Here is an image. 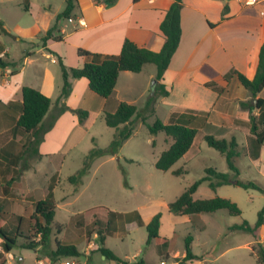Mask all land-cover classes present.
Masks as SVG:
<instances>
[{"label":"rangeland","instance_id":"1","mask_svg":"<svg viewBox=\"0 0 264 264\" xmlns=\"http://www.w3.org/2000/svg\"><path fill=\"white\" fill-rule=\"evenodd\" d=\"M22 1L0 0V21L6 29L2 39L11 47L12 56L22 49L35 52V60L24 75L26 82L36 84L31 74L36 75L38 71V75H41L45 67L61 81L58 62H52L49 57L43 56L42 49L37 51L43 42L33 36L42 32L36 15L40 16L49 6L58 8L64 1L28 0L31 5L29 11L24 9ZM149 72L155 73V76L148 80ZM156 72V66L148 63L142 73L130 74L131 80L121 77V96L125 102L134 104L137 109L131 118L132 135L123 142L117 154L95 158L76 191L74 184L67 178L83 167L85 157L92 148H104L110 144L116 128L108 126L102 116L95 117L93 114H90L86 123L80 127L75 122L77 118L68 115L63 116L54 132L47 129L45 124L42 126L39 138L37 141L32 140L18 166L19 173L24 175L25 187L34 190L31 195L25 194L20 178H17L19 184L14 189L12 202L7 203L5 207V223L7 226L15 224V216L11 213L21 214V234L27 236L28 219L34 213L36 201L51 197L56 202L54 222L62 225V230L59 234L53 232L48 247L36 250L21 247L25 238L19 237L12 250L4 254L6 264H37L39 259L44 260L46 264H61L64 260L71 259L84 264L87 262L85 253L79 257H64L51 262L48 253L54 247L55 237L76 243L84 252L91 240L99 242L98 233L93 228L94 213L105 223L110 216L117 217V214L113 213L134 214L136 210L140 212L143 224L131 220L125 224L120 223L119 227L118 223V229L105 237L106 246L122 259L131 262L143 259L150 264H161L162 260L166 263L182 264L186 237L191 235V251L203 260L202 264H259L253 248L259 244L264 245V224L253 232L234 229L232 226L247 221L254 227L258 212L264 205V194L260 190L245 189L234 184L235 179L232 184L215 189L203 181L193 194L194 199L225 197L236 202L241 214L230 215L226 209H220L212 213L178 216L168 211L167 204L203 177L206 167L222 172H228V167L225 157L204 140V131L195 136L190 153L175 162L170 170L163 171L155 167L157 158L172 142L163 131L151 133L149 130V125L156 119L162 122L167 120L168 106L156 101L147 104L152 96ZM127 86L130 90H127ZM45 133L46 141L42 148L37 150L36 155L32 148L40 147ZM9 136V132L0 135V147ZM24 136L25 134L22 135ZM236 139L240 151L239 156L235 158L239 171L237 179L253 181L264 188V143L259 151V159H255L252 154V138L244 133H237ZM181 167L187 171L181 175L172 174L173 169ZM88 209H93L92 213L84 215ZM157 212L161 213L159 234H175L172 244L162 246L166 252L169 249L172 253L175 251L173 255L169 253L168 258L162 257L158 252L162 242L152 239L147 243L148 231L145 224ZM80 218L84 224L77 225L76 221ZM136 253L139 254L138 257H135ZM105 263L117 264L112 260H105Z\"/></svg>","mask_w":264,"mask_h":264},{"label":"crops","instance_id":"2","mask_svg":"<svg viewBox=\"0 0 264 264\" xmlns=\"http://www.w3.org/2000/svg\"><path fill=\"white\" fill-rule=\"evenodd\" d=\"M63 1L62 6H49L40 16L36 15L42 32L34 34L33 37L41 39L52 27L57 15L65 8V0ZM172 2L173 0H115L108 4L104 0H76L70 15L75 20L69 22L68 18H63L59 22L61 39H47L37 51L42 49V55L49 57L52 62H57L56 55H59L67 67H81L87 61H98L104 55L117 54L125 39L140 47L159 51L165 41L160 23ZM30 9L31 5L27 11ZM79 17L83 18V25L78 23ZM180 26L178 47L162 78L154 80L152 85L151 95L154 92L153 86L157 83H162L168 91L167 95H158L156 98V102L168 106L167 120L163 122H189L197 128L196 135L204 131L203 137L213 135L230 139L233 136L236 138L237 133H244L252 138L249 115L252 114L256 118L261 115L264 118V102L260 107L254 106L257 98L264 100V88L252 97L250 91L240 84L235 75L230 76L227 87L221 92L206 83L229 73L232 69L249 79L254 77L259 50L264 41V0H258L254 4H249L246 0H182ZM5 31L2 23L0 58L7 62L20 61L15 75L12 74L10 66L0 67V135L7 132L10 135L0 147V197L7 198V203H10L14 189L19 184L18 177L25 194L31 195L34 190L25 187L24 175L19 173L18 168L24 158H20L18 154L26 149L33 138L30 134H25L24 137L16 135L14 124H11L14 112L8 105L9 102L22 100V86L34 87L51 98V105L42 120L40 132L44 124L54 132L63 116L77 118L75 122L80 127L86 123L90 114L103 118L104 113L114 112L118 104L124 101L121 96L122 88L119 87L121 77L131 80L130 74L142 73L146 64L140 72L120 71L114 91L107 98L90 90L85 77L75 78L69 75V92L58 99L63 84L62 75L59 81L54 73L45 67L41 75H38V71L36 75L31 74L36 84L26 82L24 75L35 60V52L22 49L12 56L11 47L2 39ZM78 48L87 50L92 55L80 56L77 53ZM154 76L155 73L149 72L148 80ZM127 90H130V87ZM76 109L86 111L82 120L77 116ZM43 138L40 147L32 148L36 155L37 150L41 149L46 141V133ZM21 145L24 147H20ZM190 148L183 157L190 153ZM259 157L260 153L254 158ZM174 235L173 233L164 237L171 238ZM98 245L99 242L91 240L86 246V251L80 250L85 253L87 264H107L105 260L108 259L97 251ZM168 252L172 253V250L169 249ZM134 255L139 256L138 253ZM202 261L188 260L185 264H202ZM161 262L177 263H166L163 260Z\"/></svg>","mask_w":264,"mask_h":264},{"label":"trees","instance_id":"3","mask_svg":"<svg viewBox=\"0 0 264 264\" xmlns=\"http://www.w3.org/2000/svg\"><path fill=\"white\" fill-rule=\"evenodd\" d=\"M76 0H65V8L60 12L55 23L50 27L44 35L41 36L42 42L47 39H54L56 41L61 39L59 22L63 18L70 17L72 10L75 6ZM106 3L111 4L115 0H104ZM22 4L25 10H28V0H23ZM182 7V0H173L172 4L168 8L164 18L160 23V30L165 36V41L162 48L159 51H152L146 47H140L129 39H125L120 51L117 54L104 55L98 61H87L81 67H67L62 58L57 56V62L61 69L62 75V88L58 99L67 95L70 89V83L68 76L72 77H85L88 80V86L97 95L107 98L109 97L115 88L118 75L120 71L140 72L145 64L152 63L156 66V80L162 78L163 72L168 67L170 60L176 51L181 35L180 26V11ZM2 22L0 21V26ZM78 55L90 56L91 52L78 48ZM28 54V53H27ZM94 55V54H93ZM98 56V55H97ZM10 66L12 68V74L15 75L18 72L20 61L7 62L0 58V67ZM235 75L240 84L248 89L255 97L256 94L264 88V41L259 50L258 64L256 73L252 79L247 78L241 72L232 69L229 73L220 76L212 81L206 83V85L214 88L216 91L221 92L225 89L229 83L230 76ZM153 94L148 99L147 104L150 105L156 101L158 95H167L168 91L164 88L162 83H157L153 86ZM22 100L20 102L12 101L8 105L14 112L13 124L16 135L30 134L31 139L29 146L23 149L20 158L28 151L33 141H37L40 136V126L44 116L47 114L50 105L51 98L43 94L38 89L24 85L21 88ZM264 102L260 98H257L255 107H260ZM64 109V108H63ZM136 106L132 103L121 101L114 112H106L103 115L105 123L116 128V132L110 144L104 148H92L88 155L85 157L84 165L75 174L69 176L67 179L73 183L77 190L82 184V178L85 176L91 167L93 160L101 155H115L119 148L126 141L133 132L131 118L136 113ZM79 118L82 120L86 111L82 109L75 110ZM264 118L259 115L258 118L249 115V127L252 137L253 156L259 155L260 147L264 143ZM121 126V127H120ZM151 133L163 131L166 136L170 137L172 142L170 146L164 150L155 161V167L159 170L167 171L177 162L191 147L194 137L197 133V128L192 126L189 122H182L175 120L169 123H164L159 119H156L153 124L149 125ZM33 140V141H32ZM204 140L209 146L217 149L226 159L228 172L218 171L212 167L205 168V175L200 179L193 182L188 186L175 200L167 204L168 211L178 215H193L198 213H212L220 209H226L230 215H239L241 210L236 202L221 196H214L212 198L194 199L193 194L197 190L199 184L206 181L208 185L215 189L219 186L232 184V180H237L236 185H239L245 189L254 188L260 190L264 194V188L253 181H242L237 179L239 175L238 168L235 164V158L239 156V145L236 138L233 136L230 139L217 138L213 135H205ZM20 147H24L21 145ZM187 170L182 167L173 169L171 172L174 175H181ZM233 176V177H232ZM8 202L7 198L0 199V242L2 244V252L0 253V264H6L7 259L5 253H9L13 246L17 244L19 237H24L25 241L21 243V247L24 248H44L48 247L51 243L52 234H59L62 230V225L54 222L56 202L51 197L38 200L35 203L34 213L28 219V235L21 234V224L23 216L21 214H12L15 216V224L6 225L5 223V206ZM94 209V208H93ZM93 209L85 210L84 215L92 213ZM117 214V217H111L104 223L100 218L93 214L94 230L99 236V245L97 251L104 255L108 260L115 261L117 264H150L143 259L131 262L122 259L115 255L111 249L105 246L104 240L107 234H111L117 230V224L119 227L122 223H127L131 220H136L139 224H143L142 216L138 210L132 213H113ZM112 215V216H114ZM161 213H155L148 223L145 224L148 231L147 243L152 239H156L162 242L160 248H158L159 254L164 257H169V252L163 250V245H169L174 242L175 235L171 238L161 236L159 234ZM77 225L84 224L83 219H78ZM121 223V224H120ZM264 224V205L258 212V218L254 227L250 226L247 221H243L241 224L233 225L232 228L243 230L246 232H253ZM90 231H88L89 235ZM192 236L187 235L185 244V255L182 258V264H185L188 260L200 259L191 251ZM253 252L259 264H264V245L259 244L253 248ZM82 252L77 247L76 243L71 241H65L63 239L55 237L54 247L48 253V257L51 262H55L64 257H79Z\"/></svg>","mask_w":264,"mask_h":264},{"label":"built area","instance_id":"4","mask_svg":"<svg viewBox=\"0 0 264 264\" xmlns=\"http://www.w3.org/2000/svg\"><path fill=\"white\" fill-rule=\"evenodd\" d=\"M247 1V3H249V4H254V3H256L258 0H246ZM69 22H73L75 19H73L72 17H68V19H67ZM77 21H78V23H80V24H84V20H83V18H81V17H79L78 19H77ZM37 264H46V262L44 261V260H42V259H39L38 261H37ZM61 264H80V263H78L77 261H75L74 259L72 260H64L63 262H61ZM84 264H87V263H84ZM161 264H164V262H161Z\"/></svg>","mask_w":264,"mask_h":264},{"label":"water","instance_id":"5","mask_svg":"<svg viewBox=\"0 0 264 264\" xmlns=\"http://www.w3.org/2000/svg\"><path fill=\"white\" fill-rule=\"evenodd\" d=\"M237 180H234L233 183L236 184Z\"/></svg>","mask_w":264,"mask_h":264}]
</instances>
